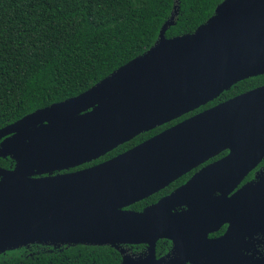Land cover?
<instances>
[{
    "label": "water",
    "instance_id": "95a60500",
    "mask_svg": "<svg viewBox=\"0 0 264 264\" xmlns=\"http://www.w3.org/2000/svg\"><path fill=\"white\" fill-rule=\"evenodd\" d=\"M177 11L143 54L84 93L0 128V158L14 162L0 167V254L82 244L114 248L121 264H238L243 240L264 237V177L231 194L264 159V85L95 166L51 175L264 74V0H223L192 33L166 38ZM225 151L157 203L127 209ZM159 240L174 245L167 259L155 258ZM122 245L146 251L133 257Z\"/></svg>",
    "mask_w": 264,
    "mask_h": 264
},
{
    "label": "trees",
    "instance_id": "16d2710c",
    "mask_svg": "<svg viewBox=\"0 0 264 264\" xmlns=\"http://www.w3.org/2000/svg\"><path fill=\"white\" fill-rule=\"evenodd\" d=\"M222 1L0 0V128L84 93L146 52L157 41L174 6L178 8L175 24L167 29L166 38L192 33ZM261 85L264 74L242 80L213 101L137 135L92 164L113 158L202 110ZM0 167L12 169L14 162L0 158ZM186 177L130 209L140 211ZM165 243L158 241L156 250L164 248ZM119 263V252L110 246L34 244L0 254V264Z\"/></svg>",
    "mask_w": 264,
    "mask_h": 264
},
{
    "label": "flooded vegetation",
    "instance_id": "af4514ba",
    "mask_svg": "<svg viewBox=\"0 0 264 264\" xmlns=\"http://www.w3.org/2000/svg\"><path fill=\"white\" fill-rule=\"evenodd\" d=\"M262 86V85H261ZM259 87V86H258ZM257 88V87H256ZM252 90V89H251ZM250 91V90H249ZM247 92V91H246ZM245 93V92H244ZM242 94V93H241ZM235 97V96H234ZM233 98V97H232ZM231 99V98H230ZM222 103V102H221ZM215 106V105H214ZM213 107V106H212ZM208 109V108H207ZM203 111V110H202ZM201 112V111H200ZM150 131V130H149ZM148 132V131H147ZM144 133V132H143ZM160 133V132H159ZM158 134V133H157ZM156 135V134H155ZM151 138V137H150ZM142 143V142H141ZM133 148V147H132ZM125 152V151H124ZM226 153L223 155L225 156L228 152L225 151ZM123 153V152H122ZM107 154V153H106ZM220 155V154H219ZM218 155V156H219ZM223 156L219 157V158H212L208 161H206L205 163H203L202 165H200L199 167L191 170L190 172L186 173L185 175L183 176H186L187 177L185 178V180L183 182H181L180 184H178L177 186H175L174 188H172L167 194H163L161 196H159L157 198V200L151 204H148V205H145L140 211H142L144 208H146L147 206H150V205H153L155 203H157L161 198L165 197V196H168L169 194H171L174 190H176L177 188H179L180 186H182L183 184H185L196 172H198L200 169H202L203 167L213 163L214 161H217L218 159L222 158ZM115 157V156H114ZM111 159V158H110ZM97 160V159H96ZM96 160H92L90 162H86V163H83L81 165H78V166H75V167H70V168H67V169H63V170H59V171H53L51 173V175H58V174H68V173H72V172H76V171H79V170H82V169H85V168H89V167H92V166H95L99 163H96V164H92L94 161ZM109 160V159H108ZM106 161V160H105ZM104 162V161H103ZM102 163V162H100ZM264 159L259 163V165L257 167H255L242 181L239 185H237V187L232 191L231 194L235 193L236 191H238L242 186L246 185L247 183L249 182H253V183H256L258 181L261 180L262 177H264ZM49 175L48 173L46 174H43L42 176H47ZM183 176L179 177L178 179H176L175 181H173L172 183H170L167 187H165L164 189L158 191L157 193H154V194H158L162 191H164L166 188H169L170 185H173L174 183L177 182V180H180ZM228 189V187H225L224 190ZM153 194V195H154ZM218 194V193H216ZM151 195V196H153ZM149 196V197H151ZM149 197L141 200V201H144L146 199H148ZM139 201V202H141ZM132 206V205H131ZM129 206L127 209L128 210H131ZM134 211V210H132ZM139 212V211H137ZM225 229L223 231L222 234L220 235H216L219 231H221V229ZM226 228H227V225H224L221 227V229L215 233H212V234H209V238L210 239H215V238H218L220 236H222L225 231H226ZM160 241V240H159ZM167 243H165V247L164 248H161L159 251L156 250V246H157V243H156V246H155V258L157 260H160V259H167L168 255L170 256L172 254V251H173V243L169 240H165ZM243 245L241 247V252H242V255L244 257V260L240 261L238 264H253L254 262H256L257 260L259 259H262L264 258V237L261 236V235H255V236H251V237H246L244 240H243ZM137 246H142V249H139L136 248ZM121 249L125 250L126 253L125 254H128V255H131L133 257H139V256H143L144 252L146 251V246L145 245H122L120 246ZM119 252V251H118ZM120 254V253H119ZM122 262V255L120 254V263L121 264ZM188 264V263H187Z\"/></svg>",
    "mask_w": 264,
    "mask_h": 264
}]
</instances>
